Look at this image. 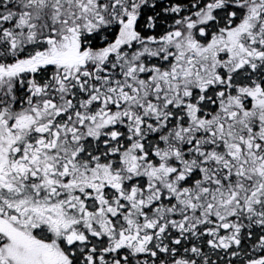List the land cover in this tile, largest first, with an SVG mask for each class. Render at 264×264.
Instances as JSON below:
<instances>
[{
    "label": "snow or ice",
    "instance_id": "6c2138e0",
    "mask_svg": "<svg viewBox=\"0 0 264 264\" xmlns=\"http://www.w3.org/2000/svg\"><path fill=\"white\" fill-rule=\"evenodd\" d=\"M0 264H264V0H0Z\"/></svg>",
    "mask_w": 264,
    "mask_h": 264
}]
</instances>
